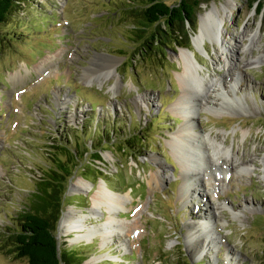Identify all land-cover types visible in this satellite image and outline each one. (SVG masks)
<instances>
[{
	"label": "rangeland",
	"instance_id": "1",
	"mask_svg": "<svg viewBox=\"0 0 264 264\" xmlns=\"http://www.w3.org/2000/svg\"><path fill=\"white\" fill-rule=\"evenodd\" d=\"M134 4L143 0H18L0 24V264H28L15 257L10 235L53 166L58 149L50 155L48 145L55 139L68 140L79 156L86 150L68 180L62 212L92 208L96 216L86 222L100 227L107 207L90 201L100 182L127 197L123 208H112L119 229L102 246L98 234L74 241L57 222L59 250L79 264H264V3L257 12L247 0H203L189 47H168L158 59L137 54L129 38L139 24L127 13ZM206 8L219 11L221 45L211 35L193 42ZM241 34L226 64L222 45ZM180 48L191 50L208 91L192 96L191 124L174 108L186 93L178 78ZM251 56L260 59L233 67L236 57ZM182 126L206 151V166L194 173L181 168L172 148ZM128 132L144 146L137 160L119 150L116 136ZM95 152L102 160L92 159ZM184 178L190 189L183 194ZM78 181L92 185L71 188ZM205 219L209 234L201 230L189 244L188 225ZM204 235L211 236L205 254L194 244ZM93 256L98 260L88 263Z\"/></svg>",
	"mask_w": 264,
	"mask_h": 264
},
{
	"label": "trees",
	"instance_id": "2",
	"mask_svg": "<svg viewBox=\"0 0 264 264\" xmlns=\"http://www.w3.org/2000/svg\"><path fill=\"white\" fill-rule=\"evenodd\" d=\"M256 4V11L263 7L264 0H247ZM18 0H0V24L12 13ZM203 0H143L137 7L134 4L127 10L139 20V24L131 30V41L138 46L137 54L148 53L150 58L165 57L168 47H189L191 36L197 29L198 12ZM143 55V54H142ZM99 122L97 126H101ZM104 129V126H103ZM111 129V128H110ZM112 130V129H111ZM137 132L118 134L116 137L121 146L119 150L127 152L128 157L137 160L144 146L141 139L135 137ZM105 137L99 140H104ZM111 137L107 139L109 142ZM135 140V141H134ZM143 140V139H142ZM55 139L48 145L58 149L53 159V166L44 170V176L37 182V191L33 194L31 208L17 218L18 228L10 237L13 239L15 257L25 258L28 264H79L71 252L59 250L55 235L56 224L62 214L63 196L67 191V183L76 163L86 152L79 156L76 150L69 149V141ZM138 143H137V142ZM94 143V141H93ZM98 150L97 148L93 147ZM93 160H102L98 152L92 153ZM63 156V158H59ZM100 175H106L96 170ZM134 190V182L129 183ZM75 258V259H73ZM192 264V263H187Z\"/></svg>",
	"mask_w": 264,
	"mask_h": 264
},
{
	"label": "bare ground",
	"instance_id": "3",
	"mask_svg": "<svg viewBox=\"0 0 264 264\" xmlns=\"http://www.w3.org/2000/svg\"><path fill=\"white\" fill-rule=\"evenodd\" d=\"M219 11L216 9H211V8H206L202 14L199 16V28L198 32L195 35V38H193V42H195L197 39H202L205 36H210L215 39L217 43L221 45V42L219 41L218 38V33H219V24L222 22L220 21L219 17ZM221 34V33H220ZM220 36V35H219ZM243 34H241L240 37L235 38V41L233 44L230 42L228 44L230 45H222L223 50L225 52V62H229L230 60L228 59V56L231 57L233 54H236L237 47L239 49L240 41L243 38ZM254 37L255 34H252V38L250 40V43H254ZM232 44V45H231ZM191 54V50L189 48H180L179 53L177 56L181 59V67H182V72L179 74V82L181 84L182 90L186 92L184 95L181 94L179 99H177L175 106V109H178V111L181 112V115L186 118V122L188 124H191L192 118H191V107L192 104L190 103V100L194 94L197 92L200 93L202 92H208L207 90H204V86L202 84V79L197 75L196 73V66L194 62L190 60L189 55ZM223 54V53H222ZM260 59V56H251L248 58H237L236 57V62L233 65H239V63H243L244 65H249L251 63H254ZM197 62V61H195ZM114 68V67H113ZM236 68V67H235ZM228 72V71H227ZM115 74V70H111L110 74ZM105 73H100V76H104ZM118 77V76H117ZM120 80L116 78V81L114 83V86H116ZM192 92V93H190ZM216 109V107H209ZM190 126V125H189ZM188 126V127H189ZM193 128V127H192ZM186 129V126H182L178 130L177 136L173 137L172 139V148L175 153L178 154V157L181 159V168L184 171H190V172H195L197 167L199 166H206L207 163V158H206V151L204 148V145L201 141V139H196L189 137L186 133H184ZM189 131V130H188ZM191 131V130H190ZM197 134V133H196ZM210 135V133H209ZM194 136V135H193ZM189 138L195 141V145L191 142H189ZM199 138V137H198ZM198 143V144H197ZM211 162V161H210ZM209 162V163H210ZM198 170V169H197ZM183 176H186L182 174ZM153 181L157 180L160 182V177L155 176L152 177ZM151 179V180H152ZM155 179V180H154ZM184 186H182V193H187L189 191V182L185 181L184 178ZM80 183V184H79ZM158 183V182H157ZM81 185H84L85 187H90V185L87 182H80L78 181L76 184L75 182L72 184L71 183V188L75 189L80 187ZM151 188H156L158 184L151 183ZM87 189V188H86ZM183 193V194H184ZM125 200H127V197L124 199L123 197H118L115 192L110 188H108L105 184V182H100V184L97 186V189L93 192L91 196V200L93 203H95L98 207H100L101 204L105 203L108 211V216H106L105 223L102 224V226L98 227L94 223H88L86 222L87 218H90L92 216H96L94 209H90L87 212H82L81 210L78 209H71L67 208L64 210L62 215L60 216L58 223L61 231L64 233L66 232H73L74 235V241H84V242H89L92 240L94 235H99L101 239L103 240L99 245L102 246L104 241L108 239L115 230L119 229L118 227L115 228L116 224V219H114L111 215L112 208L118 204L122 208L124 207V204H126ZM102 206V205H101ZM221 208V205H219ZM210 219H205L202 222H198L197 224H189L188 225V231H187V237L189 240V244L194 241L193 237L199 235V231H204L206 234H209V230L207 229V224ZM198 227V230H197ZM123 228V227H122ZM120 227V229H122ZM118 231V230H117ZM211 241V236L209 238L204 235V238L200 239L199 242H194L200 243L199 248L201 247L203 250H208L209 247V242ZM191 252H195L194 248L191 249ZM227 258V257H226ZM98 260V257L93 256L89 259H87V262L91 261H96ZM226 260V259H225Z\"/></svg>",
	"mask_w": 264,
	"mask_h": 264
}]
</instances>
